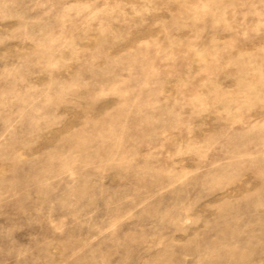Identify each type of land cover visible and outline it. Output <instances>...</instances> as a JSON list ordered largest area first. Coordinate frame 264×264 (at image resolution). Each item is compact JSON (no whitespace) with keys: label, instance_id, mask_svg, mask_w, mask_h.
Returning <instances> with one entry per match:
<instances>
[{"label":"rangeland","instance_id":"1","mask_svg":"<svg viewBox=\"0 0 264 264\" xmlns=\"http://www.w3.org/2000/svg\"><path fill=\"white\" fill-rule=\"evenodd\" d=\"M0 264H264V0H0Z\"/></svg>","mask_w":264,"mask_h":264}]
</instances>
